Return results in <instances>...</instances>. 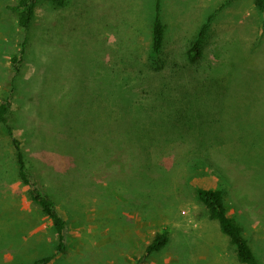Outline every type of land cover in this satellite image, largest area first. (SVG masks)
Returning a JSON list of instances; mask_svg holds the SVG:
<instances>
[{"label":"rangeland","instance_id":"1","mask_svg":"<svg viewBox=\"0 0 264 264\" xmlns=\"http://www.w3.org/2000/svg\"><path fill=\"white\" fill-rule=\"evenodd\" d=\"M0 0V99L26 159L69 224L67 250L18 177L0 127V264H240L199 187L224 191L264 264V10L254 0H41L24 38ZM203 57L187 53L210 21ZM166 245L146 256L156 235Z\"/></svg>","mask_w":264,"mask_h":264},{"label":"trees","instance_id":"2","mask_svg":"<svg viewBox=\"0 0 264 264\" xmlns=\"http://www.w3.org/2000/svg\"><path fill=\"white\" fill-rule=\"evenodd\" d=\"M41 0H18L11 9L17 15L19 27L24 31V38L20 43L18 52L12 57V68L15 75L22 72V63L25 61L29 47V30L31 29L36 9ZM55 6H63L66 0H47ZM235 0H224L218 10L230 5ZM260 10H264V0H254ZM162 0H155L154 18L151 26V56L155 62L162 63L160 54L166 41V25L161 14ZM200 30L198 36L192 43L187 56L190 62L199 61L204 54L205 42L211 19ZM12 92L0 99V127L7 129L12 137L18 167V177L26 187L27 194L34 203L39 205L43 213L51 220L52 226L57 235L56 253H63L67 250L69 236V224L65 216L60 212L58 203L50 194L35 174L26 159L21 140L15 136L14 129L10 123L11 111L14 102ZM197 196L205 206L210 218L217 221L221 231L228 236L230 244L234 247L236 259L240 264H261L258 255L254 251L250 241L244 234L241 224L229 213V208L224 200V191L218 188L199 187ZM168 241L167 231L156 235L153 242L146 249V256L162 249ZM53 256L37 259L32 264H49ZM144 258L139 260L142 264Z\"/></svg>","mask_w":264,"mask_h":264}]
</instances>
